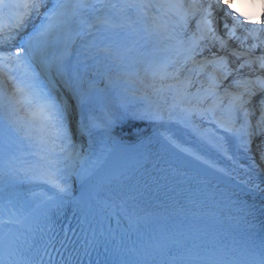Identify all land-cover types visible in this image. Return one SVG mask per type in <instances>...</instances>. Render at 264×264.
<instances>
[{
  "label": "snow or ice",
  "instance_id": "6c2138e0",
  "mask_svg": "<svg viewBox=\"0 0 264 264\" xmlns=\"http://www.w3.org/2000/svg\"><path fill=\"white\" fill-rule=\"evenodd\" d=\"M243 2L255 5L257 0ZM231 4L232 0H220L207 6L184 3L183 0H55L49 6L48 0H0V45H9L19 37L16 51H0L3 143L7 154L13 135L26 140L32 149L28 155L36 158L26 168L15 166L12 161L18 157L14 154L5 160L0 167V195L9 196V189L24 182L44 183L52 191V195L44 194L36 208L23 219L12 210L0 218V264H44L42 257L33 259L22 255L21 238L7 225L30 219L38 221L40 215L46 216L52 208H58V202L72 192L79 190L81 195L90 192L91 173L79 178V189L73 187L76 177H73V184H69L66 173L68 160L80 155L75 151L73 136L77 133L91 135V128L96 125L85 124L81 119L74 126V109L69 97L63 96L56 84L60 83L71 91V99L83 110L86 104L92 103V92L97 85L90 80L87 92L77 91L71 83L72 73L76 71V65H87L88 60H95L100 55L119 65L123 52L133 50L129 45L146 49L139 53L141 58H152L147 60L145 74L150 72L153 81H173L158 88L155 83L152 85L157 93L164 91L165 87L175 91L173 103L168 106L170 119L172 110L177 108L187 115L198 116L202 125L210 126L206 129L210 131L206 142L217 152L231 160L228 152L235 147L249 156L254 164L257 158L264 164V75H255L257 69L264 70V49L256 55L255 44L246 50L243 44L247 36L258 38L264 33V11L257 21L243 11L233 9ZM261 4L264 6V0ZM221 6L225 16L233 19L231 30L227 22L223 24V36L217 34L219 20L214 25L210 12L213 7ZM153 9L156 10L154 14ZM173 15L181 18L180 31L170 26ZM32 17L43 19L28 32ZM190 22H194L195 30L189 29ZM137 24L142 27L138 28ZM248 24H259L260 27L249 28ZM237 25L246 36L238 38L237 46L230 47L223 37H233ZM217 43L219 47L214 51ZM260 43L264 45V40ZM53 49L59 54L53 55ZM78 55L84 59H77L74 65L73 57ZM189 63L192 68L187 67ZM245 68L249 70L247 77L242 71ZM21 71V77L13 75ZM185 72L197 75L182 78ZM93 74L103 77L100 83L105 89L120 80L136 82L131 79V73L117 74L115 80L111 72L102 73L98 68L93 69ZM199 74H203L205 80L200 81ZM253 75L255 78H250ZM194 81L200 84V88L195 102H192L187 100L190 95L187 89ZM143 99H148L147 94ZM163 115L159 106L153 111L150 102L149 109L142 112H129L122 103L116 111L106 113L105 127L110 129L117 120L124 119L162 120ZM165 139L193 159L215 167L194 149L182 147L174 137L166 136ZM176 171L187 176V173ZM250 192H264V189L254 185ZM233 196L240 213L238 219L245 225L239 240L232 245L207 248L193 245L181 253H170L164 264H264V220H259V228L257 225L258 214L264 215V206L257 209L240 194L233 193ZM7 203L12 201L9 199ZM103 207H110L109 202L105 201ZM90 211L86 205L83 212L85 222H88ZM84 243L86 255L89 247L95 249L99 244L104 248L102 264H149L151 253L148 251L140 252V259H130L134 249L127 247L124 238L112 231L110 225L105 228L103 220L91 229V239L85 238Z\"/></svg>",
  "mask_w": 264,
  "mask_h": 264
},
{
  "label": "bare ground",
  "instance_id": "6f19581e",
  "mask_svg": "<svg viewBox=\"0 0 264 264\" xmlns=\"http://www.w3.org/2000/svg\"><path fill=\"white\" fill-rule=\"evenodd\" d=\"M52 0H48L51 3ZM41 11H45L42 9ZM264 11V8H263ZM41 17H32L28 25L27 31L29 32L34 25L40 21ZM261 17L258 19V21ZM216 21V20H215ZM213 21V23H215ZM111 43V41H108ZM19 45V37L12 41L9 45H0V51H16V46ZM115 47V45H113ZM132 51H125L120 56L119 65L113 64L110 58L104 55L98 56L95 60H88L87 65H76V60H83V56H76L74 61L76 71L73 72L71 83L73 87L80 92H87L89 89V82L94 81L97 85L96 90L92 92V103L86 104L81 110L76 106L74 99H71L73 93L67 88L56 84L59 92L69 97V103L74 110V126L81 119L85 124L94 123L96 126L91 128V135L77 133L73 136L75 143V151L80 153L78 156H73L68 160L67 177L68 183L73 184V177H76V182L73 185L75 189L80 188V177H85L91 173L89 185H91L102 174L112 168L122 157L127 148V143L119 139L118 130L120 122L117 120L111 125V128H106V113L108 111H116L120 104H125L129 112L144 111L149 109V102L151 103L152 110L159 106L163 111V119L148 120L152 123L150 132L147 134V139L152 143V147H156L158 152L157 157L151 160L150 165H146L139 171L138 175L146 174L150 178L151 174L160 171V168H168L177 173H187L190 178H195V181H208L212 184H217L221 187L229 188L235 192L245 193L249 192L247 197H251L249 202H254L257 207L264 206V192H250L254 185H259L264 189V179L259 174L258 169L253 164L252 159L245 155L243 152L238 151L235 147L230 148L228 156H232L229 160L227 156L217 152L214 148L209 146L206 142L207 137L210 135V126L201 124L198 116H190L180 111L179 108L172 110V117L169 118V105L173 103V96L175 93L166 90L157 93L153 90V83L158 88L161 84L166 85V80L161 81L156 79L150 81L151 73L147 75L144 69L147 67V60L149 57L141 58L139 53L146 49H141L139 45H129ZM164 55V54H160ZM137 61H141L137 63ZM134 64H141L139 74H143L147 79L148 84L140 82L135 76L131 75V79L135 83L125 80L116 81L110 88L105 89L104 85L100 83L102 76L93 74V69L98 68L102 73L111 72L113 79L117 74L128 73L129 66ZM55 80V78H54ZM106 83V81H105ZM187 97L188 101L195 102L196 95L190 91ZM68 92H70L68 94ZM135 93V95H133ZM147 94L148 99H143ZM123 111V109H120ZM3 114L0 112V167L8 157L14 154L18 159L12 161L16 167L26 168L28 165L36 160L35 157L28 155L32 151L28 147V141L22 140L17 136L10 138L11 147L5 151L3 143ZM166 136L174 137L178 140L182 147L194 149L202 156L203 160H208L215 164V167H209L202 161L193 159L185 152H181L173 145L168 143L165 139ZM71 152L72 150L69 149ZM144 177V175H143ZM145 179L137 181L136 184H144ZM2 187V186H0ZM134 190V188H133ZM11 193L9 196L0 195V218L7 215L9 210L16 211L23 219L29 211L36 208V205L44 198V194L52 195L50 186L44 183H18L14 188L9 189ZM32 193H36L35 196ZM79 190L72 192L65 198L71 199L79 196ZM246 200L248 201V199ZM12 203L8 204L7 200ZM258 200V201H257ZM248 202V203H249ZM238 215L240 213L238 212ZM17 224L7 225L9 229H13Z\"/></svg>",
  "mask_w": 264,
  "mask_h": 264
},
{
  "label": "water",
  "instance_id": "95a60500",
  "mask_svg": "<svg viewBox=\"0 0 264 264\" xmlns=\"http://www.w3.org/2000/svg\"><path fill=\"white\" fill-rule=\"evenodd\" d=\"M151 127H152V123L150 121H148V120L124 119L123 121L120 122V127H119V130H118V132H119L118 133V135H119L118 137H119V139H121V140L125 141V143H127V148H128V146H132V145H135V143H139L140 140H142V139H147L146 137H147V134L150 132ZM148 141H150V140L148 139ZM156 149H157L156 147H152V152L150 151L151 152L150 154L152 155V159L151 160H153L158 155V152L156 151ZM124 156H125V152L123 153V155H122L121 158H123ZM254 165L256 166V168L259 171V168L257 167L256 162H255ZM112 168H110V169H112ZM160 169H163L165 171H168V168H166V167L165 168H160ZM259 174L264 179V177H263V175L261 174L260 171H259ZM196 183L202 184V183H200V181L199 182H196ZM204 183H209V182L204 180ZM210 184L213 185V189L214 190L220 191L223 194L226 193V192H228L227 193V196L225 197L226 203L229 204V205L234 206L235 208H237V206L234 203L235 196H233V193L240 194L246 200L245 197H247V195H244L243 193L235 192V191H233V190H231L229 188L221 187V186H219L217 184H212V183H210ZM229 193L232 196H230ZM250 198L251 197H247L248 202H249V199ZM249 203L256 204V203L251 202V201ZM261 207L262 206H260V207H257L256 206L257 209H260Z\"/></svg>",
  "mask_w": 264,
  "mask_h": 264
},
{
  "label": "rangeland",
  "instance_id": "374dc122",
  "mask_svg": "<svg viewBox=\"0 0 264 264\" xmlns=\"http://www.w3.org/2000/svg\"><path fill=\"white\" fill-rule=\"evenodd\" d=\"M75 110V109H74ZM74 116V115H73Z\"/></svg>",
  "mask_w": 264,
  "mask_h": 264
}]
</instances>
